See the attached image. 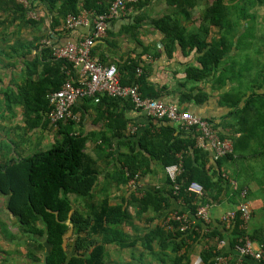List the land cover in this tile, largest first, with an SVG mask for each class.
<instances>
[{
  "label": "trees",
  "instance_id": "obj_1",
  "mask_svg": "<svg viewBox=\"0 0 264 264\" xmlns=\"http://www.w3.org/2000/svg\"><path fill=\"white\" fill-rule=\"evenodd\" d=\"M114 1L28 0L29 4L25 6L16 0H0V12L14 10L19 13L11 20L5 19L0 23L22 19L35 24V19L31 20L26 16L28 11L38 6V2L48 3L55 11L52 23L55 26L59 25L62 19L65 21L68 14H77L81 9L96 14L107 12ZM34 2L38 4L35 5ZM147 2L148 0H140L128 6L141 7ZM166 2L174 8L173 13L151 20V24L163 34L162 42L166 53L172 56L178 48L183 53L193 50L198 53L199 65L187 64L185 68L188 81H206L211 76L217 78L218 74L220 77L218 71L233 45L226 43V35L230 33V28H234L233 25H237L229 17L230 10L226 6V1L212 0L203 10L202 23L196 27L194 25L187 27L183 23L189 18L190 8L194 6L195 0ZM258 3L263 4L264 0H258ZM239 10L242 19L250 17L249 14L245 16V10H248L246 7L242 6ZM25 47L28 49L26 53L30 54L34 49L37 54L32 57L26 56L24 84L17 92L13 89L7 90L6 95L10 103L22 106L23 121L27 129H47L50 122L45 116V111L49 107L46 96L49 91L57 90L63 84L65 73L62 67L65 61L54 58L48 44H34L30 47L23 41H18L11 49L17 54L19 49ZM139 68L141 72L138 71ZM118 69L123 84L138 83L144 96L160 98L158 89L148 80L151 66L145 61L129 59L119 64ZM222 71L228 72L226 67ZM260 74H257V79ZM235 75L234 73L226 79L222 76L218 80L225 83ZM238 88L227 89L223 98L227 105L235 109L231 114L238 112L243 114L257 101L256 92H252L245 99L242 86L238 85ZM199 95L200 93L197 96L192 92L184 93L182 99L201 102L204 97L201 98ZM111 100L133 105L125 99L100 95L99 101H96L98 108ZM119 115L122 114H118V117ZM205 118L213 123L222 138L233 139L235 145L234 138L224 134L213 119ZM118 121L115 120L116 134L123 137L121 143L128 148L127 152L117 155V160L121 164L119 171L122 183H127L136 174L140 178V167L146 161H159L163 168L181 162L183 170L176 183L187 189L192 181H197L203 185L206 193L204 196H197L182 191L177 196L173 193L174 183L166 175L167 187L164 189H140L142 190L140 197L132 195L137 201V214L151 210L159 217L170 211L185 208L194 213L200 204L219 199L227 186V179L223 176L221 167L224 160L232 157L234 150L215 161L207 151L196 147L197 133L194 129L186 131L173 121L158 119L157 123L151 122V127L143 129L141 134L135 136L136 139H130L123 132L127 128V120L121 125ZM74 124L73 121H60L56 129L55 142L47 149L11 157L5 161L0 160V197H8L6 204L8 212L18 218L25 231L33 235L31 236L33 240L46 237L48 251L45 254V264H117L108 261L107 245L126 248L134 246L139 240L147 251L164 264H192L191 248L196 245H200L201 248L199 255L201 263L213 264L214 257L222 252L219 248L221 241L227 237L230 248L233 247V236L238 233L237 224L232 232H228L222 224L220 229L218 226L203 223H198L196 229L182 232L176 228L177 223L173 224L175 228L167 229L162 222L153 221V226L141 238L130 240L131 236L124 230V226L131 218L128 205L110 204L107 198L101 200V189L98 188L100 171L85 152L87 136L74 132ZM2 148L0 145V150ZM113 154L115 153L110 152V155ZM236 191L239 194L238 190L234 192L237 193ZM71 194L82 199L72 200ZM180 197L184 200V209L176 203ZM69 233L74 236L71 245L67 242ZM252 237L256 236L252 234Z\"/></svg>",
  "mask_w": 264,
  "mask_h": 264
},
{
  "label": "crops",
  "instance_id": "obj_2",
  "mask_svg": "<svg viewBox=\"0 0 264 264\" xmlns=\"http://www.w3.org/2000/svg\"><path fill=\"white\" fill-rule=\"evenodd\" d=\"M156 2L159 3L156 4ZM164 2L166 4L161 3V0H149L141 7L128 6L129 15H122L109 23L107 34L96 41L93 55L104 63H116L118 66L129 59H141L145 61V63L151 66L148 80L158 89L161 99L166 102L177 103L195 114L213 119L224 134L234 138V146L236 148L232 157L223 161L221 170L223 174L225 173L237 181L239 187L248 188V199L252 210L251 233L256 236L255 239L258 242L264 244V59L260 57L259 61L257 60V74L262 72L260 74L262 77L259 76L257 79V87H247V96L252 92L257 93L256 104L243 114L239 113L242 117L240 124L237 122L229 124V117L235 115V113L231 114L234 109L227 105L219 95L221 94L220 91L224 94V91L230 89L232 84H228L219 90L218 86H213V80L207 82L193 81L196 84H193V82L189 83L186 79L185 68L187 64L199 65L197 61L198 53L194 50L183 53L180 48L174 51L172 56L166 53L162 42L163 34L151 24L150 20L156 18L155 14L161 10L163 12L167 11L168 4L166 0ZM34 3L35 5L39 4L34 10L28 11L27 16L35 17V26L38 32L25 35L22 31L25 45L31 47L34 44H46L47 40H51L54 44H62L67 41H76L86 34V30L83 28L66 29L64 19L61 20L59 25L53 26L55 11L48 3ZM203 10L199 9L198 12L202 14ZM17 14L19 13H16L14 10H9L5 13L0 12V21L5 19L11 20ZM229 17L234 22L230 15ZM15 21L16 24L19 23L18 19ZM27 50L25 47L19 49L17 54H12V58L16 59L18 57V60L22 59L24 63L23 68L13 71L9 69L5 71V74L3 70L0 72V117L6 120L14 117L15 108L21 110V114H18L21 115L20 118L23 120L22 106L10 103L6 91L13 89L17 92L18 88L24 84L26 80L24 72L25 60L27 57L37 54V51L34 49L30 54L26 53ZM238 51L237 49L232 55H237ZM153 56L156 58L155 61L153 60ZM5 64L7 62L3 63V67ZM223 68L221 66L220 69ZM15 74L18 75L14 77L13 75ZM4 75H6L8 81H3ZM180 77H183V80L179 79ZM197 85L199 88L195 87ZM199 89L208 95L201 102H197L194 99H182L184 93H190L195 90L194 92L197 94V90ZM235 89H238V86ZM243 91L245 90L243 89ZM75 111L81 116V120L74 124V132L87 136L88 141L85 152L90 157L94 166L100 171L98 188L101 189V200L107 198L110 204L128 205L131 218L126 223L127 226H124V230L131 236L130 240L141 238L153 226V221L163 222L166 214L158 217L151 210L143 214H137L138 206L134 204L135 200L132 198V195L140 197L142 194V190L140 189H164L167 187L165 184L167 173L159 161H146L140 167V173H144L145 176L139 179V186L137 188L132 187L130 181L122 183L119 171L121 164L117 160V155L118 153L127 152L128 148L125 144L121 143L123 137L116 134L115 120H119V125L124 120H127V128L123 132L130 139H136L143 129L151 127V122L157 123V119H152L143 114L135 109L133 105L116 103L112 100L104 102L98 108L97 102L92 98L80 100L75 107ZM118 114L122 115L118 117ZM26 130L27 135L25 133L21 137L22 141H19V146L16 149L6 150V152L0 154V157H18L42 150L32 151L33 147L40 146L41 128L32 130L26 128ZM26 138L30 140V143L27 145ZM53 139L55 140L56 138L53 137ZM27 150H29L28 153L25 152ZM110 152L115 154L112 156ZM226 185L219 199L214 201L210 211L213 226H218L220 229L222 214L228 210L237 209L240 202L238 192H234L235 189L228 180ZM116 195L119 196L116 197ZM7 198L6 196L0 197V264H45V254L48 251L46 237H39L38 240H33V237H31L33 235L25 231L24 227L20 225L18 218L8 212L6 208ZM70 199L80 201L82 198L71 194ZM132 204L138 218L135 215L133 216L131 212ZM178 204L184 209L183 205ZM185 210L189 209L185 208ZM225 239L226 243L224 247L230 250L227 237ZM109 246L117 245H107V251ZM117 247L120 248L119 246ZM139 247L142 248L140 255H145V253L151 254L144 248L141 240L134 246L120 249H130L134 252ZM195 247L199 248L197 245L191 248L190 258L197 251ZM198 250L200 255L201 248ZM131 258L132 260L127 261L110 259L108 251V261H113L117 264H145L139 256H132ZM253 264L262 263L253 262Z\"/></svg>",
  "mask_w": 264,
  "mask_h": 264
},
{
  "label": "built area",
  "instance_id": "obj_3",
  "mask_svg": "<svg viewBox=\"0 0 264 264\" xmlns=\"http://www.w3.org/2000/svg\"><path fill=\"white\" fill-rule=\"evenodd\" d=\"M16 1L25 6L28 5V0ZM138 1L140 0H115L109 10L103 13L96 14L81 9L77 14H68L64 21L65 28L69 30L83 28L86 34L76 41H67L62 44H54L51 40L46 41L52 49L53 57L65 61L62 67L65 73L63 84L59 89L49 91L46 96L49 102V107L45 111L46 118L55 127H58L60 121L79 122L81 116L75 111V107L80 100L88 97L99 101L100 95H108L130 101L135 109L151 118L173 121L186 131L194 129L197 133L196 147L207 151L212 160H219L232 153L233 139L222 138L211 121L184 109L177 103L144 96L138 83L123 84L121 82V74L116 63H104L93 55L96 41L107 34L109 23L124 15L129 4ZM138 71L141 72V69L139 68ZM182 170L181 162L165 167L168 177L174 183L173 193L179 196L182 191H188L197 196H204L205 189L197 181H192L187 189L176 183ZM223 176L235 190L239 191L240 202L237 209L228 210L222 214L220 222L228 232H232L237 224L238 233L233 236L234 243L230 250L224 247L226 240L220 242L219 248L222 252L214 257L213 264L264 263V244L252 237L250 229L252 210L248 199V188L239 187L237 181L225 173ZM139 179V175L136 174L129 180L130 185L137 188ZM177 202L185 207L182 197L178 198ZM213 204V200H208L200 204L194 213L190 210L170 211L162 222L163 226L173 229L175 228L173 224L177 223L176 228L182 232L196 229L198 223L213 226L210 215ZM199 261L201 262L200 257L196 264H199Z\"/></svg>",
  "mask_w": 264,
  "mask_h": 264
},
{
  "label": "rangeland",
  "instance_id": "obj_4",
  "mask_svg": "<svg viewBox=\"0 0 264 264\" xmlns=\"http://www.w3.org/2000/svg\"><path fill=\"white\" fill-rule=\"evenodd\" d=\"M225 1H226L227 8L230 10V16L232 20H234L235 24L237 25H233L234 28H230V33L226 35V43L233 44L231 48V52L225 55L226 57L224 58L222 62V66L226 67L228 72L222 71L223 69H220V71L218 72L220 73V77L223 76L224 79H226L227 77L231 76L234 73L236 75L235 77H233L232 79H229V81L225 83L218 80V78H220L219 74L217 75V78H214L213 76H211L205 82L209 80H213L214 81L213 86H218L219 90L228 84H232L233 88H236L238 85L242 86V89L245 90L244 91L245 92L244 96H245L247 93L248 86L257 87V60L259 61L260 57L264 59V3L263 4L258 3V0H225ZM211 2L212 0H195L194 6L190 8L189 18L186 19L185 22L183 23L187 25V27H191L192 25L196 27L200 25L202 23V20H201L202 14H200L198 10L199 9L205 10V8L208 5H210ZM157 3L159 2H156V4ZM161 3L166 4L164 0H161ZM167 6H168L167 11L165 10L166 12H163V10H161L159 13L155 14L156 15L155 17L160 18L167 14H172L174 11V8L169 5ZM242 6L248 9V10H245V16L249 14L250 17H247L246 19L241 18V13H240L239 8ZM128 10L126 11L127 13L124 14L125 16L128 14ZM26 18L34 20V18L30 16L29 17L26 16ZM156 18H153V19H156ZM153 19H150V20H153ZM18 20H19L18 24H16V21L14 22L7 21L3 24H0V72L3 70L4 74L6 73L5 71H8L9 69H12L13 71L19 68H23L22 66L24 63L22 59L18 60V57L16 59L12 58V54L14 52L11 49V46L16 44L15 42L23 41V39L25 40L24 36L22 35V31L25 35L30 34V33L35 34L38 32L35 24L28 23L27 21H23L22 19H18ZM241 26H243L242 29H241ZM237 49L239 50L237 55H232V53L236 51ZM153 60L154 61L156 60L155 56H153ZM5 62H7V64H5L3 67V63ZM221 71L224 72V75H222ZM17 75L18 74H15L13 76L15 77ZM179 79L183 80V77H180ZM6 80L8 81V78L6 77V75H4L3 81L5 82ZM190 82H193V81H189V83ZM193 84H196V83L193 82ZM195 87L199 88L198 85ZM216 89L218 90V88ZM194 91H191V92L195 95L196 93ZM220 92L221 94L219 95V97H221L223 100L226 91H224V94L222 93V91ZM199 93H200L199 96L201 98L205 97L206 95L205 93H203L202 90L199 89L197 90V94L195 96H197ZM206 97H208V95ZM19 110L20 109L15 108V115L10 120H6L0 117V145L3 147L2 150H0V154H2L3 152H6V150H9V149L11 150L13 148L16 149L19 146V141H22L21 137H23L27 131L24 125V121L20 118L21 115L18 114V113L21 114V110L20 111ZM0 112H1V109H0ZM241 118L242 117L240 116L238 112L234 116L229 117L228 123L232 124L233 122H237L240 124V122L242 121ZM56 129L57 127L53 125H50L47 129L41 128L40 146L33 147L32 151H35L38 149H46V147L52 146L55 142L53 137L54 138L57 137ZM25 135H27V133ZM29 141L30 140L26 138V145L30 143ZM25 152L28 153L29 150ZM7 159L8 158L0 157L1 161H5ZM140 175H141L140 176L141 179L145 176L144 173H140ZM117 196L119 195H116V197ZM134 204H137V201H135ZM131 212L133 216L135 215L136 217L135 208L133 204L131 206ZM73 238L74 236L72 235V233H69L67 237V242L69 243V245L72 244ZM197 246H199L200 248V245H197ZM199 248L195 247L197 251L195 254H192V258H191L192 264L198 263V260H199V250L198 249ZM141 250H142L141 247H139L137 251L134 250V252L130 249L129 250L120 249L117 246L108 247L110 259L127 261V260H132L131 258L132 256H139L141 261L143 260L145 264H164L161 262L159 258L154 257L151 254L145 253V255H140ZM199 264H202V263L199 261Z\"/></svg>",
  "mask_w": 264,
  "mask_h": 264
}]
</instances>
